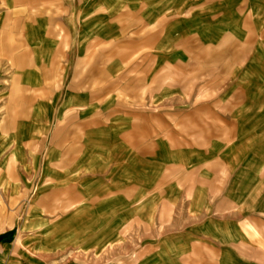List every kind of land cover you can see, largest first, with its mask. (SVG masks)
<instances>
[{
  "label": "crops",
  "instance_id": "1",
  "mask_svg": "<svg viewBox=\"0 0 264 264\" xmlns=\"http://www.w3.org/2000/svg\"><path fill=\"white\" fill-rule=\"evenodd\" d=\"M0 264H264V0H0Z\"/></svg>",
  "mask_w": 264,
  "mask_h": 264
}]
</instances>
